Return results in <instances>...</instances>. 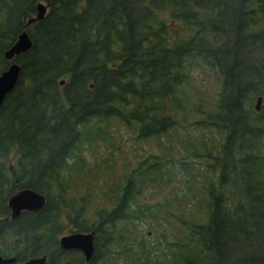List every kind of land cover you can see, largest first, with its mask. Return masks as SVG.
I'll return each mask as SVG.
<instances>
[{
  "label": "trees",
  "instance_id": "obj_1",
  "mask_svg": "<svg viewBox=\"0 0 264 264\" xmlns=\"http://www.w3.org/2000/svg\"><path fill=\"white\" fill-rule=\"evenodd\" d=\"M37 1L47 8L25 26L31 46L15 56L0 104V217L16 188L45 203L0 218V253L44 254L43 264H264V0H0V71ZM109 124L128 132L129 142L118 135L135 159L94 206L93 180L87 191L67 182L82 172L79 144L108 143ZM100 160L94 172L116 167ZM142 224L161 230L159 250ZM66 228L92 232L89 259L59 247Z\"/></svg>",
  "mask_w": 264,
  "mask_h": 264
},
{
  "label": "rangeland",
  "instance_id": "obj_2",
  "mask_svg": "<svg viewBox=\"0 0 264 264\" xmlns=\"http://www.w3.org/2000/svg\"><path fill=\"white\" fill-rule=\"evenodd\" d=\"M193 73H196L193 70ZM197 74V73H196ZM200 76L199 74H197ZM214 85H216L214 83ZM215 86H212V88ZM109 135L108 136V143L105 140H97L93 139L91 142H83L80 145L78 153L81 154L82 157V166L80 167L82 172L79 171L78 173L76 172H70V177L68 179V187L70 186L71 191H83L86 190L84 184L81 185V183L85 180L92 181L91 186L89 187V198L92 199L91 202L94 203V206L103 203V194L104 191L107 190V186L111 181L114 182H119L120 179V171L119 167L121 166L122 163H128V162H133L135 157L134 156V150L133 147L131 146L129 142L131 139L127 138L128 132L125 131L124 128H119L114 125V124H109ZM121 134L122 136V141L125 140L127 142H121V137L118 134ZM112 142L113 144H109V142ZM117 145H120L121 147L119 148ZM106 158H113L116 160L114 163L115 167L113 170H106L105 167L100 166L102 168V171L94 172L93 169L96 167L98 164L101 162V158L105 157ZM93 171V172H92ZM93 174H97L96 177H93ZM166 187L163 186L157 194L153 198H158V200H162L160 198V194L163 191H166ZM87 191V190H86ZM154 190H152L153 192ZM167 192V191H166ZM174 191H171L168 193V196L172 197ZM172 201V200H171ZM187 207L190 212L195 213L196 209L194 207V203H189L187 204ZM170 208L174 209L177 208V210L181 209V202H176L174 201L171 202ZM93 215L92 212L89 213V216ZM94 218V216H92ZM143 225V224H142ZM141 225V229L146 232V234L143 235L141 231V237L145 241L146 244L150 246V249L155 251L159 250V243L158 238L156 237L157 232L160 230L158 227H153L152 230H150V227L147 225ZM164 230H168V228H163ZM161 231V230H160ZM67 228L63 230V233H67ZM169 232V231H168ZM157 242V243H156ZM81 253V252H80ZM77 256H79V253H75ZM112 255L119 257V253L114 249L112 251ZM80 257V256H79ZM102 263V261H101ZM104 264H107L104 261Z\"/></svg>",
  "mask_w": 264,
  "mask_h": 264
},
{
  "label": "water",
  "instance_id": "obj_3",
  "mask_svg": "<svg viewBox=\"0 0 264 264\" xmlns=\"http://www.w3.org/2000/svg\"><path fill=\"white\" fill-rule=\"evenodd\" d=\"M45 7L41 2L35 4V14L28 17L25 24L41 18L45 12ZM31 46V39L29 38L25 29H21L12 43L4 49L3 57L9 62L6 67L0 71V103L5 95L15 84L19 72V64L13 59ZM62 81V80H61ZM91 86V84H90ZM260 100L257 96L256 107ZM45 203V196L36 190L28 187H22L15 190L7 197V206L10 210V217H16L21 210L37 211L43 207ZM58 245L63 249L75 248L82 252L85 259H88L93 251L92 232L91 231H72L61 234L58 237ZM45 255L30 256L22 261H16L14 256L0 255V264H43Z\"/></svg>",
  "mask_w": 264,
  "mask_h": 264
}]
</instances>
